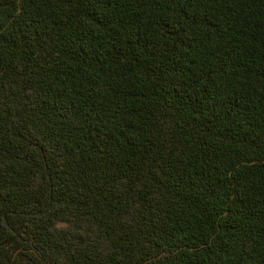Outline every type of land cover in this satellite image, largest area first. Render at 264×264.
Listing matches in <instances>:
<instances>
[{
	"label": "trees",
	"instance_id": "16d2710c",
	"mask_svg": "<svg viewBox=\"0 0 264 264\" xmlns=\"http://www.w3.org/2000/svg\"><path fill=\"white\" fill-rule=\"evenodd\" d=\"M0 264H264V0H0Z\"/></svg>",
	"mask_w": 264,
	"mask_h": 264
}]
</instances>
